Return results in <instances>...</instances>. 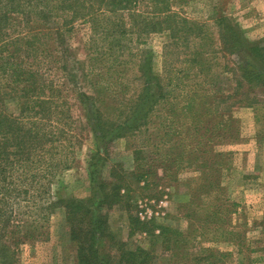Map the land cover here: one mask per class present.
Listing matches in <instances>:
<instances>
[{
	"label": "trees",
	"instance_id": "16d2710c",
	"mask_svg": "<svg viewBox=\"0 0 264 264\" xmlns=\"http://www.w3.org/2000/svg\"><path fill=\"white\" fill-rule=\"evenodd\" d=\"M188 1L0 0V264H18L22 246L47 239L46 224L59 207L76 264H154L152 253L126 248L100 210L126 201L129 208L134 182L146 186L164 178L175 184L187 172L196 176L186 180L179 201L186 230L157 228L154 221L148 229L150 222L128 213L130 231L156 237L171 264L264 259L250 257L264 247H251L240 230L238 204L222 183L226 163L213 149L216 141L238 139L232 110L256 90L264 98V46L242 41L234 31L240 56L222 34L223 47L211 49L205 26L173 10ZM79 20L103 27L97 33L104 36L103 47L93 46L95 38L92 51L85 44L83 61L68 44ZM152 33L167 34L177 46H188L187 35L193 34L198 43L166 84L152 71L151 52L138 49L139 85L131 88L126 82L133 63L113 54L119 58L127 50L124 36ZM57 69L60 78L52 76ZM9 101L16 102L15 112L7 109ZM260 103L254 99L245 106L255 110ZM77 104L85 106L84 121L73 115ZM87 129L95 142L88 165L95 197L55 198L54 181L72 169ZM119 138L131 147L134 171L104 180L98 174L106 145Z\"/></svg>",
	"mask_w": 264,
	"mask_h": 264
},
{
	"label": "rangeland",
	"instance_id": "374dc122",
	"mask_svg": "<svg viewBox=\"0 0 264 264\" xmlns=\"http://www.w3.org/2000/svg\"><path fill=\"white\" fill-rule=\"evenodd\" d=\"M173 10L188 21L201 27L205 26L211 49H217L220 45L223 47L225 42L221 40V34L227 42L234 43L236 41L234 31L239 33L238 39L242 41L246 39L251 44L259 43L264 46V0H189L184 5L174 6ZM102 28L91 26L90 23L81 20L73 24L68 44L75 50L77 59L83 61L87 58L85 44L87 47L91 45L90 51L93 50V46L103 47L104 36L101 32L97 33ZM93 38L94 45L91 43ZM123 39L129 51L126 53L127 50L123 49L119 58L117 56L119 52L115 51L113 56L120 59L119 61L125 59L133 63V70L128 73L126 82L131 88L139 85L138 67L142 59L139 57L138 49L151 52L152 71L166 84L184 67V61L190 57L193 44L198 43L193 34L187 35L188 46L172 45V40L165 33L142 34L141 37L128 34ZM234 45L236 57L240 56L241 46L237 43ZM236 57L234 55V59ZM56 71L52 76L62 77L60 70ZM77 75L80 76L81 72H77ZM62 79L66 81L64 77ZM185 82L187 79L182 80V83ZM259 95L256 90L255 95L242 100L244 104L241 107L232 110L234 126L238 122V139L235 141L222 139L216 141L213 146L216 155L218 154L217 159L226 163L222 183L231 200L238 204L236 219L239 221L240 230L245 232L251 247L256 248L264 247V98L260 99ZM254 99L261 101L255 110L245 106ZM6 106L10 112L17 110L15 101H9ZM84 108V105L77 104L73 109V115L80 119L82 117L84 121ZM76 133L81 135V130L76 129ZM82 133L84 136L81 148L75 151L77 154L75 164L72 169L61 172L51 188V195L55 198H91L93 201L95 197V184L91 180L88 167L89 159L94 154V135L89 129ZM107 146L108 155L104 157L98 177L109 180L111 174L116 177L122 173H132L135 164L127 141L119 138L111 140ZM195 176L190 172L182 173L179 182L175 184L164 178L150 180L146 186L142 182L133 181L129 208L126 207V201L112 207L105 205L100 212L106 216L110 231L126 245V248L141 247L154 255V264H171L167 258L162 257V245L156 237L146 232L130 231L128 213L141 222H150L148 229L152 228L151 222L154 221V227L157 228L170 227L185 231L187 221L179 211V201L182 200L181 194L187 192L186 180ZM64 218V209L59 207L46 224L48 238L22 246L18 264H76V247L69 239ZM157 228H154L155 235H158ZM259 239L262 240L260 243L257 242ZM258 255L264 256V251L261 254L252 253L250 257L254 259ZM221 264L234 263L227 260ZM251 264H264V259Z\"/></svg>",
	"mask_w": 264,
	"mask_h": 264
}]
</instances>
